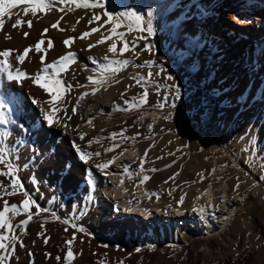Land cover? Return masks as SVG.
Here are the masks:
<instances>
[{"label": "bare ground", "instance_id": "bare-ground-1", "mask_svg": "<svg viewBox=\"0 0 264 264\" xmlns=\"http://www.w3.org/2000/svg\"><path fill=\"white\" fill-rule=\"evenodd\" d=\"M219 1L221 0H100L103 8L92 9L76 7V3L83 4L85 0H76V3L70 0L67 4L58 5L63 11L53 8L38 12L36 17L31 14L24 16L22 9L25 5L22 4L13 8L12 12H19L22 19H32L33 27L28 29L23 25L19 30L11 27L15 16L12 20L5 17V30L0 31V50L16 49L22 53L25 47L35 44L47 28L49 30L45 35V43L41 47L46 48L49 38L54 42V47L48 50L45 63L54 61L69 51L76 53L78 62L71 65L69 73L64 76L69 84H87L86 78L95 75L92 71L95 66L90 62L92 57L101 63L104 55H109L112 59L127 58L133 61L128 75L116 77L120 83L113 82L110 86H105L107 90L101 88L95 95L87 96L80 102L75 115L71 114V109L76 106L78 95L84 91L91 92V89L73 88L67 94L64 107L68 109V115H72L71 120L65 118L67 128H48L46 124L42 125L40 108L48 107L43 101L49 97L30 79H25L21 84L8 82L0 77V91L15 98L18 105V111L13 114L12 119L31 129L22 132L19 127L13 129L12 125L8 126L12 129L8 143L15 147L18 163L26 166L19 175L28 193L27 198L34 202V207L30 209L33 216L29 223L13 229L14 233L20 235L25 247H20L19 242H16V252L11 256L10 264H69L66 259L69 247L73 253L71 264H263L264 247L251 261L248 249L241 248L249 230L253 237H257L264 244V217L260 215L263 209L261 197L253 205L248 220L240 219L241 221L236 222L240 217L238 210L231 225L211 233L209 237L183 229L179 238L175 233L176 228L169 227L166 232L162 225L155 229L156 243L148 244H145L143 228L134 218H128L131 221L128 224L120 221L121 226L105 225L101 221L104 216L110 215L115 219L119 217L115 212L108 213L107 208L101 211L95 203L102 192L112 205L128 211L149 213L155 206L151 202L153 199H159L160 208L165 210L168 207L183 208V203H179L181 196L188 202L191 200V203L199 198L195 212L199 215V220L203 219L206 211L211 209L212 200L223 199L226 193V185L221 182V176L217 173L219 167L215 152L217 146H223L228 138L237 139L243 144L242 149H237V156L243 160L246 170L254 174L261 166L259 175L264 174V8L259 5L264 4V0H225L232 7L229 16L236 24L230 25V31L237 35L234 39L240 40L239 35L258 36L252 43L244 40L238 44L233 43V38H225V43L230 48L222 50L224 43H219L222 51H215L204 46L203 41L208 39L214 42L210 33L223 30L211 26L213 8H216ZM148 10L154 12L155 36L136 40L135 53L138 56L132 51L126 53L125 57L107 53V47L112 40L97 45L91 51L87 50L88 45L95 44L102 35H109L112 24L108 22V15L116 17L119 13L128 11L146 14ZM218 12L225 15L220 8ZM94 14L101 19L89 24L88 21ZM60 17L63 19L60 20L58 28L52 29L50 25ZM61 28L64 30L61 31ZM92 28L99 30L84 40H75L71 47L63 44L66 38L78 37ZM24 31L30 33L27 38L22 34ZM118 31L125 32L127 40L147 35L136 31L129 33L127 27ZM5 32L12 39H6ZM149 45L152 46L151 52L146 50ZM120 46L118 42V47ZM41 55L43 53H30V59L17 66L26 73L35 74L41 69ZM146 61L153 63L149 65ZM161 68L164 69L163 72H160ZM148 72H159L161 76L180 73L185 77L186 83L193 85L192 96L198 94L199 89L203 91L201 112L195 117V121L189 117L190 113L195 114L191 107H188L187 114L180 115L175 114L167 105L162 112L151 107L162 102V96L168 97L171 89L168 81L163 82L156 75L150 81H142L143 87L131 79L133 76H146ZM144 88L149 92V106L141 111L149 112V119L143 118L136 122L140 111L116 110L117 104L123 108L128 107L121 98V93L126 89V98H130L142 93ZM33 98L41 102L39 106L32 103ZM178 108L174 110H181ZM169 112L172 119L164 120L163 115ZM63 115V112L57 113V117ZM89 119L93 120V125L87 124ZM150 123L153 125L151 130L148 128ZM3 130L5 129H0ZM121 131L125 137H136L135 140L127 139L132 141L131 145H125L127 140L120 137L115 141L110 139L111 133ZM80 134H85L84 140L79 139ZM97 139L99 143L93 142L89 145L90 140ZM114 142L119 143L120 147L113 152H105ZM73 143L79 144L87 152L99 151L101 156L93 157L85 164L78 158ZM182 144L192 148L194 153H183ZM146 150L148 154L145 158ZM122 152L123 155H120ZM113 156L118 158L106 171L95 167ZM250 156L254 157L251 161L247 159ZM141 158L145 159V170L156 168L160 171L142 173L139 163ZM231 161L235 166L236 159L231 158ZM69 164L70 168L67 167ZM125 168L128 173H125ZM86 170L91 171L95 181L94 192L92 185L88 183ZM130 173L137 175L129 178ZM175 173L179 175L171 180L170 177ZM144 174L151 179L141 184L140 179ZM241 175L246 179L244 173ZM32 177H35L36 184L31 182ZM0 180L7 183L3 176H0ZM121 180L124 181L123 184L120 183ZM217 187L219 191L215 190ZM142 190L149 194V203L133 196L140 195ZM198 190L200 191L197 192ZM130 193L133 195L130 196ZM152 193L156 195H151ZM90 194L94 197L91 201L88 199ZM104 196L101 198L106 200ZM239 197L240 200L235 199L236 206L243 199L241 194ZM5 198L10 204H20L26 197L17 194ZM219 201L215 203L218 207ZM232 205L220 206V220L216 221L218 226L232 212ZM140 207L148 209L145 211ZM201 208L205 210L203 214L199 211ZM188 212V217L191 218L193 212ZM26 218L27 214L15 216L13 223H19ZM204 220L202 221L205 226L200 224L201 232L207 230V222ZM117 230L122 235L117 234ZM128 235L138 240L139 244L128 240ZM119 236L128 242L116 240ZM67 241H72L71 245ZM137 248L141 251L136 252ZM29 253L33 255L30 257ZM45 254H50V257ZM56 257L60 259L57 260Z\"/></svg>", "mask_w": 264, "mask_h": 264}, {"label": "snow or ice", "instance_id": "snow-or-ice-1", "mask_svg": "<svg viewBox=\"0 0 264 264\" xmlns=\"http://www.w3.org/2000/svg\"><path fill=\"white\" fill-rule=\"evenodd\" d=\"M70 0H0V31L5 30V17L9 20H12V17L15 16L16 18L12 20L11 27L15 30H19L21 26L26 25L28 29L33 27V20L32 19H22L19 12L13 13V8H18L20 5H25L22 9L24 16H31L36 17L38 12H45L46 10H51L53 8H57L60 11H63L62 8H58L60 4H67ZM72 3H76V0H71ZM76 7H83V8H103V5L100 3V0H85L83 4L76 3ZM105 15H108L105 13ZM63 17H60L56 22L52 23L50 27L52 29H57L58 25L60 24V20ZM101 17L99 15H93L91 20L88 21L91 24L93 21L100 20ZM153 19H154V12L152 10H148L146 14H141L139 11H128L119 13L116 17L108 15V22L112 24L111 29L109 30V35H102L99 40L96 41L95 44H89L87 50L91 51L92 48L96 47L100 44H105L109 40L113 42L107 47V53L112 54L113 56L125 57V54L132 51L134 55L135 49L137 47L136 40L137 39H147L148 37L155 36V30L153 27ZM79 23V19L77 20V24ZM127 27L128 32L131 33L132 31H136L139 33H146L147 35H141L136 37L132 40L125 39V32L118 31L119 29ZM49 29H44L41 33L40 39L33 45H29L24 48L22 53H19L16 49H4L0 50V77L6 79L8 82H18L21 83L25 79H30L32 83L42 89L49 99L43 101L44 104H47V108H40L42 113V125L46 124L48 128L53 127H63L67 128L68 124L65 122V118L67 120L72 119V115H75L77 111V107L79 106L80 102L83 101L87 96L95 95L101 88L106 89V85H111V83H120L116 77L118 74L125 70L127 67L133 64L132 60L127 58L123 59H112L109 55H104L102 57L103 63L100 60H97L95 57L90 58V62L95 67L92 68V71L95 75L88 76L86 79L88 81L87 84H69L67 80L64 79V76L67 75L71 69V65L77 63V55L75 52L69 51L66 54L60 56L54 61L45 63V59L47 56L48 50L54 47V42L49 38L47 41L46 48H42L41 45L45 43V35ZM63 31L64 29H60ZM75 30V29H73ZM98 28H92L90 31H84L78 37H69L63 41V44L66 47H71V45L75 42V40L80 39L84 40L90 37L93 33L97 32ZM25 38L29 36L28 31H24L22 33ZM113 37H116L114 40ZM6 39H12L11 35L5 32ZM121 45L118 47V42ZM146 50H152V46L149 45ZM30 53L33 54H40V63L41 69L39 72L35 74H29L25 71L21 70L17 65H22L25 63L26 59H30ZM146 64L151 65L152 61H146ZM136 67H141L140 65H135ZM85 70H88L87 68ZM164 69L161 68L160 72H163ZM160 73H153L148 72L146 76L136 77L133 76L131 79L135 80L137 84H141L143 87L142 81H150L154 75H159ZM167 80L172 81L173 77L171 75L167 76ZM129 88L131 85L128 86ZM168 87L173 91L174 96L173 100L170 102L169 98L165 96L162 102L157 103L151 107H155L156 109L160 110L161 112L165 108V106H169L170 108H176L175 101L181 98L180 88L175 83L168 85ZM73 88H88L91 89V92L84 91L81 92L76 100V106L71 109V114L68 115V109L64 107V104L67 103L66 96L71 92ZM126 92L121 93V98L124 100V104L128 105V107L123 108L120 105H115L117 111H141L148 104V97L149 92L147 88H144L142 93H137L135 96L130 98H126ZM33 104L37 106L40 105L41 102L37 101V99L33 98ZM18 111V105L15 98L11 97L9 94L0 91V129H5L0 131V176H3L7 183L3 180H0V264H10L11 256L16 252V242H19L20 247H25L23 241L20 239V235L13 232V229L20 228L21 225H27L29 221L32 219L33 213L30 212V209L34 207V202L28 197L27 191L24 189V184L22 179L20 178V171L22 168L26 166H22L18 163V155L16 154V149L13 145L8 143L9 139L11 138L12 129H9L8 126L12 125V128L19 127L22 132L31 131L29 128H25L22 122L12 119V116L15 112ZM58 112H63L64 115L57 117ZM141 119H143V112L141 113ZM164 120H171L172 114L169 112L162 117ZM87 124L93 125V120L89 119ZM153 125L150 123L148 128L151 130ZM126 131V129H125ZM117 137L121 139L127 140L132 139L135 140L136 137H125L124 132H113L111 133L110 139L113 141L116 140ZM80 140L85 139V134H80ZM96 142L99 143V140L92 141L90 140L88 143ZM73 148L75 149L76 153L78 154V158L85 164H88L93 157L101 156V152H87L85 151L79 144L73 143ZM119 143H113L111 147H107L105 152H113L116 148H119ZM127 151V149H124ZM179 151V150H178ZM148 150L145 151V158L147 157ZM123 155V152L120 153ZM169 155H174V153H169ZM117 156H113L107 162L102 164H96L95 167L100 169L101 171H106L110 165H112ZM162 158V157H160ZM140 170L141 172H157L160 169L150 168L145 170L144 163L145 159H140ZM67 167H71V165H67ZM171 167V165H168ZM88 174V183L92 185V191L95 190V181L92 179V174L90 170H86ZM125 173H128V169H124ZM214 171V170H213ZM107 174V173H106ZM137 175V173H130L128 174L129 178L132 176ZM179 173H175L171 180H175L176 176ZM151 177L147 174L142 175L140 179V183L143 184L149 181ZM203 179V178H202ZM239 180V178H237ZM31 182L36 184L37 181L35 177L31 178ZM123 180L120 181L123 184ZM168 181H165L167 183ZM240 188V183L234 185V191H238ZM22 195L24 198L20 204L12 203L10 204L9 201L5 198L7 196L12 195ZM151 195H156L152 193ZM88 199L91 201L94 197L90 194ZM185 197L181 196L179 203H183ZM199 211L203 214L204 209L201 208ZM11 214V215H10ZM22 214H27V218L20 221L19 223H13V217L19 216ZM68 223V221H64ZM75 227V225H73ZM82 231V229H80ZM8 233V234H5ZM75 239V237H73ZM47 243V240H45ZM69 245H71L72 241H67ZM107 247V245H104ZM139 248L136 249V252H140ZM30 257L33 255L32 253L28 254ZM46 256L50 257V254H45ZM59 260V257H56ZM66 259L71 264V260L73 259V253L71 251V247L66 255ZM34 264V262H33Z\"/></svg>", "mask_w": 264, "mask_h": 264}, {"label": "rangeland", "instance_id": "rangeland-1", "mask_svg": "<svg viewBox=\"0 0 264 264\" xmlns=\"http://www.w3.org/2000/svg\"><path fill=\"white\" fill-rule=\"evenodd\" d=\"M259 5L263 6V8H264V4H259ZM219 8H220V10H222V12H224L225 15H223L221 12H218ZM231 11H232V7H230L228 5L227 1L221 0V1L217 2L216 8H213V12H212L213 14H212V18H211V26L213 28H216V29L219 28V29H223V30L219 31V32L214 31L213 33H210V35L212 36V40L214 42L209 41L208 39H205L203 41L204 46H207L208 48L213 49L215 51H219V50H221V49H219L221 47L219 45V43H222V44L224 43L225 46L223 45L222 50L230 48V45H227L225 43L226 39H229V37H230V39L231 38L234 39L237 36L236 33L230 31V27H231L230 25H236L231 20V18L229 16L231 14ZM255 32H257V27H255ZM258 33H260V32L258 31ZM257 36L258 35H256V37ZM256 37L255 36L251 37V35L250 36L239 35L238 38L240 40L234 39L233 43L238 44V43H240V41H244V40H247V41L249 40V43H252ZM204 46H202V47H204ZM131 68H132V65H131V67L129 66L125 70L121 71L118 74V76L128 75ZM177 69H180V67H177ZM179 74L180 73H178V74L176 73L174 75L168 74V75H171L173 77L172 81L165 80V79H167V75H163V76L156 75L155 77L160 78V80H162L163 82L168 81L169 85L175 83L177 86H179L181 98L179 100H177V103L176 102L175 103L178 107H180V108H178V107H176V108L181 109V110H179V111L177 109H175L176 111L174 109H172V110L177 115L187 114L188 113V107H191L194 110L195 114L190 113L189 117L192 118L191 120L195 121V117L198 116V114L201 112V103H202L201 100H203L201 97L204 96V93L201 89H199L197 92L198 94H195L194 96H192L194 94L193 85L191 83H186L185 77L182 76L181 74L180 75ZM171 91H170V93L168 92L169 93L168 98H169L170 102L173 100L172 97L174 96L173 91L172 92ZM195 96H196V98H195ZM162 97L164 98L165 96H162ZM189 99H191V100H189ZM153 100L157 101V98H154ZM142 112H143V118L144 119L150 118V114L147 111L146 112L140 111V117H141ZM153 113L156 117H160L159 114L157 115L156 112H152V114ZM225 116H222V118ZM140 117L136 120V122L141 121ZM230 140H232V139H230V138L226 139L223 146L218 145L216 148L215 156H217L218 167H219V170L217 171V173H218L219 177L221 176V178H220L221 182L226 185V187H225L226 193L223 196V199L219 198L216 200L214 198L212 200V206H211L210 211H206V213H207L206 215L208 217L205 215V217H203V219L199 220V215L195 212L196 211L195 205L199 204L198 203L199 198H196L197 201L195 203H191V200L188 202V200L185 198L183 201V208L177 209L174 207H168L165 210H162L160 208L161 201L159 199H153L151 202L155 206L151 208L150 213H147V216H149V218L146 220L142 217V215L130 214L129 211L124 209V208H118V207L113 206L111 209L107 208V211H108V213L109 212H115L116 213L115 215H117L119 218L118 219L111 218L109 215V217L104 216L101 221L105 225H120L121 226V222L125 221V223L128 224V223H131V221H128L129 220L128 218H130V217L134 218V221L139 223L141 225V227L143 228V234H144L143 236H144V239L146 240L145 244H148L149 242L156 243L155 229L161 227L162 225L165 226L166 232H167V229L169 227L176 228L175 233L179 238H181L183 229H186V230L188 229V231L194 232V233L199 234V235L204 234V235H206V237H209L211 235V233L221 231L222 229L228 227V225H231V223L233 222V217L238 210H239V216L240 217L237 218L236 222L241 221L240 219H242V221L248 220L250 213H251V210L253 208V205H255V203L258 201L259 197H261L262 203H263V209H262V212L260 213V215L264 217V202H263L264 201V174L259 175V173H260L259 170H261V166L258 167L259 168V169H257L258 171L257 170L254 171L255 172L254 174L249 172L248 170H246V168L243 166V160L240 157L238 158V156H237V149H240L241 147H243L242 146L243 144L241 142H239L237 139L234 140V138L232 141H230ZM131 144H132V141H130V140H127L125 142V145H131ZM181 151L183 153H185L186 155L194 153L192 148H190L189 146H184V144H182ZM236 157L238 158V160ZM231 158L236 159L235 166H233V164H232L233 161H231ZM253 158H254L253 156L247 157V159H250V161L253 160ZM242 173H244L247 177H249L250 181L247 177H246V179H247L246 180L245 176L243 177V175H241ZM261 176H262V178H261ZM259 177L261 178V180ZM237 178H239V180H237ZM237 183H240V188L238 191H234L233 190L234 185ZM215 190L219 191L218 187ZM199 191L200 190H198L197 192H199ZM240 194L243 196V199L239 203H237V206H236L235 199L240 200V197H239ZM132 195H133V193H130V196H132ZM133 196H135L136 199L139 197L138 200H142V201L149 203V198H147V196H142L139 194H134ZM219 200H221V201H219ZM217 201H219V204H217V205H219V207L215 205V203ZM220 202H222L223 204ZM229 205L233 206L232 212L230 214H228L229 216L227 215L228 217L226 216L225 220L222 221V224L218 226L216 221L220 220V218L218 219V216L221 214L220 213V211H221L220 206L229 207ZM100 210L103 211L102 209H100ZM190 210H192V212H193L190 215L191 218L188 217V214H189L188 211H190ZM202 220L207 222L206 227H205V228H207V230H203V232H201L202 230L200 229V227H201L200 224H203L205 226V224L203 223ZM262 220L264 221V218ZM117 234L122 235L120 231H118ZM128 236H129L128 240H131L134 243L139 244L138 240L130 237V235H128ZM246 237L248 239L245 238V240L242 241L241 248L244 247L243 249H245V250L248 249V252L250 254V261H251L252 259H254L256 257V254L264 247V244H263V242H260L257 237L252 236L251 230H249L246 233ZM116 240H118L119 242H126V241L128 242V240L123 239L120 236L117 237ZM260 243H261V245H260ZM254 246H256V247L258 246L257 249ZM64 256L65 255L63 254L62 257H64ZM262 262L264 264V258L262 259Z\"/></svg>", "mask_w": 264, "mask_h": 264}]
</instances>
